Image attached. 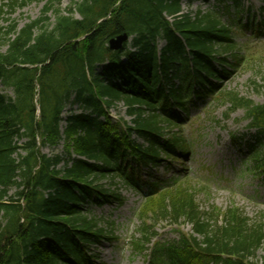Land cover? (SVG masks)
Segmentation results:
<instances>
[{
  "label": "trees",
  "instance_id": "trees-1",
  "mask_svg": "<svg viewBox=\"0 0 264 264\" xmlns=\"http://www.w3.org/2000/svg\"><path fill=\"white\" fill-rule=\"evenodd\" d=\"M34 1L45 2L39 18L0 27V86L10 91L0 94V264H95L91 248L112 239L113 228L83 207L108 202L115 190L101 181L115 177L140 191L153 186L133 253L147 250L160 222L191 226V234L156 245L151 264H264V222L252 223L237 207L200 210L188 180L158 192L157 182L138 176L162 156L188 153L172 132L183 124L172 108L187 116L188 101L207 95L229 105L226 117L244 111L257 134L248 171L264 180V105L219 85L225 67L234 71L244 60L232 29L216 13L177 15L181 0H72L66 10L59 0ZM30 2H0V16ZM124 32L131 45L110 51L108 40ZM158 39L165 41L159 52ZM120 102L132 127L111 122L109 109ZM69 103L89 114H70L62 135ZM133 132L147 146L131 141ZM62 140L63 155L42 153Z\"/></svg>",
  "mask_w": 264,
  "mask_h": 264
},
{
  "label": "rangeland",
  "instance_id": "rangeland-1",
  "mask_svg": "<svg viewBox=\"0 0 264 264\" xmlns=\"http://www.w3.org/2000/svg\"><path fill=\"white\" fill-rule=\"evenodd\" d=\"M72 0H59L62 10H66ZM226 4H231L230 0H225ZM6 3V0L2 1ZM184 12L205 11L207 8L220 4L219 0H181ZM243 24L252 21L254 28L261 21L264 15L261 8L264 6L262 0H242ZM44 3L32 1L22 9H17L9 14L4 9L0 16V27L5 26L6 20L9 23L14 21L22 27L29 21L40 17ZM229 16L224 17V22L231 23L228 19L234 20L233 27L237 47L245 48L241 50L244 56L242 65L234 72L223 76L220 80L222 89L235 91L241 97L247 98L255 104L264 105V31L260 35H253L250 29H241L236 14V9L232 8ZM53 19V18H52ZM256 24V25H255ZM131 44V38L128 43ZM164 46V41L159 40V48ZM0 93L10 94V91L0 86ZM191 103L189 118L183 124L181 135L190 143V153L181 157L175 163L167 161L166 168L160 167L151 170L155 179L162 181L170 180L176 175H185L190 180L191 186L196 191V202L200 210L207 211L211 207L221 210L230 207L239 208L245 217L252 223L259 220L264 222V181L253 177L245 169V158L248 146L255 140L254 131L248 130V122L244 121V112L239 109L232 113L229 118H225L227 105L221 104L213 99H200ZM71 107L67 106L63 112V118L68 117ZM76 110V106L72 107ZM113 120L120 118L131 126V118L126 115V109L119 103L110 111ZM63 126V125H62ZM176 131V130H175ZM133 140L142 143L136 135ZM45 154H63V143L54 149H43ZM141 177L146 178L145 174ZM102 183L109 185V178ZM114 186L121 195V201L112 199L104 203L101 207L95 205H85L84 208L90 210L95 217L113 222L115 225L114 237L110 243H103L96 249L99 256L97 264H148V257L143 255H132L129 242L133 236H138L137 230L140 224L139 210L144 203V196L123 185L118 179L114 181ZM13 192V191H11ZM191 227L188 224L180 226V232L189 233ZM178 229L170 226L169 223L160 222L157 224L159 239L168 241L175 238ZM258 252V258L262 256Z\"/></svg>",
  "mask_w": 264,
  "mask_h": 264
},
{
  "label": "water",
  "instance_id": "water-1",
  "mask_svg": "<svg viewBox=\"0 0 264 264\" xmlns=\"http://www.w3.org/2000/svg\"><path fill=\"white\" fill-rule=\"evenodd\" d=\"M128 36L127 34H121L119 36H116L115 38H112L108 41L109 49L113 51L120 50L122 48L123 43L127 40Z\"/></svg>",
  "mask_w": 264,
  "mask_h": 264
}]
</instances>
